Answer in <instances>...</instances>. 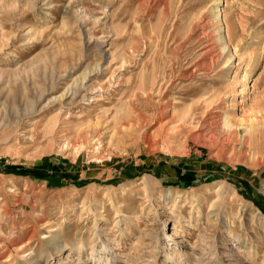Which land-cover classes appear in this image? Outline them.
Here are the masks:
<instances>
[{"label": "rangeland", "instance_id": "obj_1", "mask_svg": "<svg viewBox=\"0 0 264 264\" xmlns=\"http://www.w3.org/2000/svg\"><path fill=\"white\" fill-rule=\"evenodd\" d=\"M0 264H264V0H0Z\"/></svg>", "mask_w": 264, "mask_h": 264}, {"label": "bare ground", "instance_id": "obj_2", "mask_svg": "<svg viewBox=\"0 0 264 264\" xmlns=\"http://www.w3.org/2000/svg\"><path fill=\"white\" fill-rule=\"evenodd\" d=\"M230 40V39H229ZM136 51V50H135ZM214 60V59H213ZM98 65V64H97ZM201 66L199 65V64H197V66H196V68L198 69V68H200ZM95 70V69H94ZM188 71V70H187ZM93 72V71H92ZM92 72H84V74H82L83 76L78 80V81H76V82H74V83H72V85L70 86V87H68V88H66L63 92H61L59 95H57L56 97H55V99H57V100H59V101H62L63 100V98L64 97H66L67 96V93H69L70 92V94L72 95V96H74V95H76L77 93H79L81 90H86V80L87 79H89V76H90V74H92ZM192 72V71H191ZM208 74V73H207ZM185 74H182L181 76L183 77ZM205 75V74H204ZM181 77V78H182ZM78 79V78H77ZM170 82V81H169ZM165 84V83H164ZM73 85H74V87H73ZM166 91V90H165ZM157 92V91H156ZM163 94H166V93H163ZM148 95L149 94H147V97H148ZM170 103V102H169ZM204 104V103H203ZM161 107V106H160ZM164 108V107H163ZM154 109H155V107H154ZM160 109V108H159ZM159 111V110H158ZM164 111V110H163ZM251 111H255V108L253 107V108H251ZM257 112H260V110H258ZM147 114V113H146ZM216 114V113H215ZM141 115V114H140ZM207 115V114H206ZM205 115V116H206ZM155 116H156V114H155ZM221 120V119H220ZM227 121L225 120V127H227L229 130H232V131H234L235 129V131H236V133H238V132H240L239 130H240V128H233L232 126H234V125H232V126H230V124L228 125L227 123H226ZM219 124V123H218ZM253 125V124H252ZM88 127V126H87ZM219 127V126H218ZM224 127V128H225ZM205 128V127H204ZM250 128H252L251 126H247V125H245L244 126V131H245V136L243 137V139H244V143H246L247 141H249V139H250V136H252V133L251 134H248L249 132H250V130H252V129H250ZM83 129V128H82ZM88 129V128H87ZM219 130H220V128H218ZM81 130V129H80ZM214 130V129H213ZM219 130H218V132H219ZM224 130V129H223ZM85 131V130H84ZM84 131H81V133H83ZM202 132V131H201ZM214 132H216V131H214ZM81 133H80V135H81ZM225 133V132H224ZM226 133H227V130H226ZM229 133V132H228ZM215 134V133H214ZM230 134V133H229ZM233 134V133H232ZM79 135V136H80ZM199 135H201V134H199ZM219 135V134H218ZM203 136V135H202ZM205 136H206V134H205ZM197 139L199 138V137H196ZM227 138H229L230 139V137H227ZM213 139V138H212ZM222 139V138H221ZM71 142V141H70ZM84 142V141H83ZM85 143V142H84ZM83 145V144H82Z\"/></svg>", "mask_w": 264, "mask_h": 264}]
</instances>
